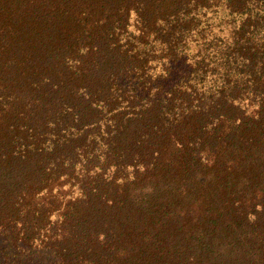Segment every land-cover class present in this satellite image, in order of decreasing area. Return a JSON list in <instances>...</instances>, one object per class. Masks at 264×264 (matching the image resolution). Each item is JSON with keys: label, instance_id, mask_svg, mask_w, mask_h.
Here are the masks:
<instances>
[{"label": "trees", "instance_id": "16d2710c", "mask_svg": "<svg viewBox=\"0 0 264 264\" xmlns=\"http://www.w3.org/2000/svg\"><path fill=\"white\" fill-rule=\"evenodd\" d=\"M0 264H264V0H0Z\"/></svg>", "mask_w": 264, "mask_h": 264}]
</instances>
